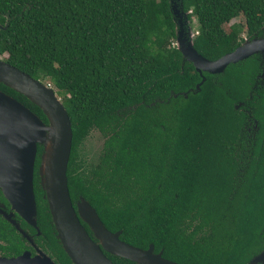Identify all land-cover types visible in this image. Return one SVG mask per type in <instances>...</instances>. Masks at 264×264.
<instances>
[{"label": "trees", "instance_id": "trees-1", "mask_svg": "<svg viewBox=\"0 0 264 264\" xmlns=\"http://www.w3.org/2000/svg\"><path fill=\"white\" fill-rule=\"evenodd\" d=\"M178 1L195 21L193 48L208 60L264 25V0ZM169 4L0 0V56L54 87L66 110L72 203L82 197L120 240L152 244L170 261L247 264L264 249V91L249 95L254 72L246 60L199 74L173 44ZM0 90L46 123L24 96L1 83ZM93 133L101 138L97 155L81 159ZM41 153L37 145L35 164ZM34 200L35 242L56 264H72L55 238L40 180ZM0 240L6 255L20 252L22 238L1 217ZM106 255L114 264H139Z\"/></svg>", "mask_w": 264, "mask_h": 264}, {"label": "water", "instance_id": "water-1", "mask_svg": "<svg viewBox=\"0 0 264 264\" xmlns=\"http://www.w3.org/2000/svg\"><path fill=\"white\" fill-rule=\"evenodd\" d=\"M176 41L182 58L189 61L199 74L201 71L221 72L228 63L241 60L254 51L264 50V37H260L240 42L234 50L215 60H208L193 48L191 34L182 37L179 31ZM0 83L24 96L46 118L45 123L22 103L0 90V187L11 209L38 233L32 168L37 145H41L38 171L43 198L55 238L72 264H114L105 253L139 264H179L163 258L161 252L154 253L152 244L141 249L120 240V231L107 230L84 199L81 198L77 209H74L65 175L71 128L60 99L48 83L32 78L1 58ZM80 221L90 227L97 241L92 240ZM257 262L264 264V249L247 264ZM0 264L56 263L41 251L34 256L24 251L13 257L0 256Z\"/></svg>", "mask_w": 264, "mask_h": 264}, {"label": "flooded vegetation", "instance_id": "flooded-vegetation-1", "mask_svg": "<svg viewBox=\"0 0 264 264\" xmlns=\"http://www.w3.org/2000/svg\"><path fill=\"white\" fill-rule=\"evenodd\" d=\"M169 2H170L169 5H170L171 13H172V18H173L174 25H175V40H176V37H177V33L179 31L181 32L182 37H184L186 35V33L190 32L192 34L193 32H195L193 26L191 24H189V21H188V19L186 17L187 12L182 11L179 1H178L179 8H180V11L183 13V15L181 17H179V21L177 20V18H176V21L174 20L173 11L171 9V0H169ZM193 35L194 34H192V37H193ZM260 37H264V25L260 27L259 34L255 31V32H253V35L251 37H249L248 34H246V33H242V40L240 42H243V41L250 42L253 39L260 38ZM243 60L244 61L245 60L248 61V63L250 64L251 69H253V72H254V77H253V80H252V83H251V86H250L249 95L251 93H258V92L264 91V50L254 51L250 55H248L247 57H245V58H243L241 60H238V61L242 62ZM241 105H242V103L238 102L235 105V108H238ZM243 111L248 116L246 130L249 132V136H254L255 132L257 131V126H256V120L251 117V113H250L251 108H250V106H247L246 108H244ZM89 137H91L92 139L87 138L88 141L87 140L83 141V144H84L83 146L85 148L84 149L81 148L82 150H80V152H79V153L82 154L81 155V159L86 158V159L90 160V158L94 159L96 157V155H97V151H98L99 146H100L99 144L101 142V138H100V136L97 133L96 134L93 133V135L89 136ZM95 141H97V142L99 141V144H98L97 147L93 148V146H90V143L93 144ZM35 160H36V155L34 157L33 168H32V189H33V194H34L35 183H37V182L39 183V180H40L39 171H38L39 161H38L37 164H35ZM81 198L82 197L79 196L77 198V200L74 201V203L71 202L75 210L77 209V207H76L77 203L79 202V200ZM5 215L8 216L13 222L8 220L5 217ZM0 217L4 221H6L19 234V236L22 238V241H21L22 244H21L20 252L17 253V254H9V255H6V253L9 252L6 242L3 241V240H0V256L1 257H13V256L21 254L24 251L29 252L30 256H34L39 251L47 254L41 248V246L38 245L35 242V240H34V238L36 236L37 237L40 236L41 233L39 231H38V233H36L37 230L34 227H32L31 225L26 223L14 210L11 209L10 203L8 202L6 197L4 196L1 187H0ZM17 219H21L24 223L27 224V227L26 228L20 227L19 221ZM80 222H81L82 226L85 228V230L87 231V233L90 235L92 240L97 241L93 237V233H92L90 227L85 222H83V221H80ZM15 223H16L17 226H15ZM31 227L33 228V232H31V230H30ZM22 233H24L25 235H23ZM26 237H29L33 243L28 242ZM118 238H119V236H118ZM105 255H106V253H105Z\"/></svg>", "mask_w": 264, "mask_h": 264}, {"label": "rangeland", "instance_id": "rangeland-1", "mask_svg": "<svg viewBox=\"0 0 264 264\" xmlns=\"http://www.w3.org/2000/svg\"><path fill=\"white\" fill-rule=\"evenodd\" d=\"M171 9H172V11H173L174 20L176 21V18H177V20L179 21V17H181V16L183 15V13L180 11L178 0H171ZM177 16H178V17H177ZM231 22H233V21L231 20ZM192 26H193V28H194V26H195V21H194V20H192ZM188 34H191V33H190V32H189V33H186L185 36H188ZM192 34H195V32H193ZM192 34H191V39H192ZM181 36H182V35H181ZM176 43H177V41L175 40V41L173 42V44L176 46ZM0 58H2V56H0ZM52 88H53V90H54V92H55V94H56L55 88H54V87H52ZM56 96L59 98V96H58L57 94H56ZM59 99H60V98H59ZM90 139H92V138L90 137ZM87 141H88V140H87ZM98 144H99V141H98V142L95 141L93 144L90 143V146H93V148H94V147H97ZM5 217H6L8 220L12 221L8 216L5 215ZM12 222H13V221H12ZM15 226H17L16 223H15ZM22 234L25 235L24 233H22ZM26 239L28 240V242L33 243L29 237H26Z\"/></svg>", "mask_w": 264, "mask_h": 264}]
</instances>
